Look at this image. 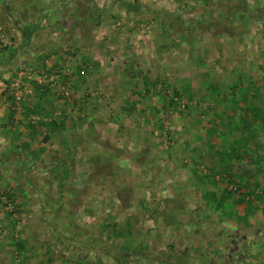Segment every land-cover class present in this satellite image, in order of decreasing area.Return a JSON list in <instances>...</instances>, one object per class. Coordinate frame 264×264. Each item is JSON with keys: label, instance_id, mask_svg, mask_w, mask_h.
I'll return each instance as SVG.
<instances>
[{"label": "crops", "instance_id": "1", "mask_svg": "<svg viewBox=\"0 0 264 264\" xmlns=\"http://www.w3.org/2000/svg\"><path fill=\"white\" fill-rule=\"evenodd\" d=\"M147 5L139 0H0V25L13 31L10 48L0 51V201L10 196L9 201L28 206V192L39 189L38 180L49 175L57 187L51 191V207L69 210L78 195L82 203L86 202L87 193L80 191L77 195L67 187L62 189L57 181L76 175L79 169L71 165L81 154L87 160L92 156L118 160L115 152L107 148L115 146V135L135 141L137 135L145 136L140 133L143 125L136 117L138 110L131 92L138 94L139 82L149 88L160 72H169L177 73L179 83L181 79L192 80L187 93L195 96L199 104L208 98L209 105L207 119L185 121L186 133L181 137L179 150L192 162L190 186L182 187L192 199L184 206L197 209L218 204L225 209L241 208L240 220H246L247 225L255 222L250 217L253 214L257 216L256 223L263 222L264 31L252 35L254 23L250 20L255 18L256 9L244 0H159L156 5ZM121 16L127 17L126 22L118 23L122 26L113 31V23ZM131 16L152 21L150 31L155 32L157 49L161 48V60H156L153 69L147 59L135 67L129 62L124 69L119 58H110L123 52V36L135 43L141 26L132 24ZM144 21L141 30L147 31V20ZM102 31L112 32L117 43L115 51L98 39H102ZM169 32L180 37L179 52L187 56L166 65L163 56L167 52L163 48L169 42ZM132 47L125 50V60L130 58ZM30 69L39 77H26ZM19 77L26 89L23 100L16 103L10 84ZM180 90L183 94V90L187 91L182 85ZM151 95L146 93L147 112L156 109ZM203 108L205 105L199 106V110ZM95 137L96 149L91 150V139ZM134 140L130 141L135 143ZM148 151L144 157L154 167L157 159L154 162ZM200 163L209 168V175L220 176L221 180L213 183L208 178L206 184L196 180ZM170 166L168 162L167 168ZM79 172L88 179L87 174ZM174 172L176 176L179 170ZM107 174L100 169L97 177L101 180ZM168 174L174 177L173 171L167 170L160 180ZM228 176H239L240 185L229 183ZM233 186H239L240 199L232 196ZM249 208L255 213L244 212ZM193 217L200 222L205 215ZM15 225L0 204V264H14L10 261L17 251L23 257H37L28 264H65L64 259L55 257L73 256L72 247L62 249L57 244L62 242L61 235L56 233L53 247L36 249L28 241L18 240L21 231L15 230ZM70 235L65 238L71 239ZM10 238L18 240L16 247ZM243 249L236 250L237 255L256 251ZM257 252L258 259L252 262L264 264Z\"/></svg>", "mask_w": 264, "mask_h": 264}, {"label": "rangeland", "instance_id": "2", "mask_svg": "<svg viewBox=\"0 0 264 264\" xmlns=\"http://www.w3.org/2000/svg\"><path fill=\"white\" fill-rule=\"evenodd\" d=\"M131 1L136 2L137 0ZM139 1L149 6L147 3L156 5L159 0ZM244 1L256 9L255 18L250 20V23H254L251 29L252 35H256L259 31H264V2L261 0ZM255 5L261 8H256ZM120 18L113 23V31L122 26L118 23L126 22L127 17L121 16ZM144 20H147V31L141 30L145 23ZM130 22L141 26L140 30L137 29L136 44L133 41L129 43L128 39L123 36L121 38L125 43L123 52L120 55L119 53L114 54L110 58L120 59L124 69L129 62L135 67L142 59L149 60L151 69L155 68L154 63L161 60V48L157 49L154 42L155 32L150 31L152 21L142 17H136L135 20L134 17L130 19ZM111 33L102 31L99 33L102 39H98L105 41L107 47L115 51L113 47L117 43L113 40L114 36ZM168 34L169 42H166L163 48L167 52L163 56V63L166 62V65L173 60L178 63L187 56L179 52L177 44L180 42V37H177L175 32ZM149 36L151 38H148ZM129 47L130 49L132 47L129 52L130 58L125 60L124 52ZM110 70L112 71L111 67ZM133 70L137 72V69L133 68ZM176 74L160 72L149 88L139 82L136 87L138 94L131 92L135 95V106L138 110L135 112L136 117L143 125L141 128L144 131L141 130L140 133L145 136L137 135L135 141L121 134L115 135V146L111 144L107 148L110 152H115L118 160L105 156L103 158L92 156L87 160L81 154V158L71 166L87 174L88 179L82 178L79 170H75L76 175H72L71 178L66 176L65 180L57 181L62 189L67 187L66 189L70 192H77V195L80 191L87 193L86 202L82 203L78 195L77 200L74 198L72 206H69V210H66L64 206L51 207L53 196L51 191L57 187H54L56 183L49 175L38 180L41 184L39 189L28 192L30 194L28 206L15 201H10L11 205H7L0 201L4 212L9 213L15 220L14 229L21 231L18 233L20 242L28 241L36 249L50 248L55 244L54 239L59 234L62 242H57V244H60L62 249L72 247L74 252L72 257L64 255L55 257L64 259L65 264H80L84 261L85 264H256L252 262L258 259L256 251H259L257 252V255L260 254L259 259H264V221L256 223L255 214L250 215L255 222L247 225L246 220H240L241 208L225 209L218 204L197 209L184 206L185 201L192 199L187 197L188 193L182 188L186 185L190 186L188 179L191 178L189 170L192 168V162L189 155L179 150L181 137L186 133L184 131L185 121L191 123L195 118L207 119L209 105L208 98L201 100L199 104L195 96L187 93L190 89L187 85L192 83V80L181 79L179 83ZM181 85L187 89V91L183 90L185 94L180 90ZM146 93L152 94L150 97L155 99L154 107H156L148 112L144 107L147 102ZM126 95L131 97L130 93ZM200 105H205V108L199 110ZM95 139L96 137L91 139L94 142L91 150L96 149ZM130 140H134L135 143ZM148 150L154 162L157 159L156 164L153 162L154 167L144 157V152H149ZM78 152L80 154L81 151ZM171 159L174 160L171 161ZM168 162L171 165L170 168H167ZM198 165L200 175L195 176V179L201 184H206L205 180L208 178L213 183L221 180L220 176L209 175V168L204 163ZM100 169L108 173L101 180L97 177ZM167 170H172L174 177L168 174L166 179L160 180V175L165 177ZM176 170L179 172L175 176L174 171ZM161 171L164 174H160ZM228 179L229 183L240 185L239 176H228ZM238 187L233 186V190L230 191L232 196L237 198L241 196ZM225 194L228 196L227 192ZM225 194L223 193L224 196ZM9 200H11L10 196ZM247 211L249 214L255 213V209L252 208L244 209V212L247 213ZM203 214L205 217L200 222L193 217ZM59 219L62 220L59 221ZM222 219H225V222H221ZM260 228L263 234L258 233ZM69 233H71V239L68 240L65 235ZM5 234H7L6 230ZM83 236L84 240H82ZM11 241L15 246L16 238ZM7 243L8 246L12 245ZM80 247H82V253L78 251ZM246 247L256 251L248 255L244 253L237 255L239 252L236 250L241 248L245 250L243 248ZM34 258L37 257L32 255L23 257L17 251L13 252L10 262L28 264L27 262Z\"/></svg>", "mask_w": 264, "mask_h": 264}, {"label": "built area", "instance_id": "3", "mask_svg": "<svg viewBox=\"0 0 264 264\" xmlns=\"http://www.w3.org/2000/svg\"><path fill=\"white\" fill-rule=\"evenodd\" d=\"M246 1H251V0H246ZM264 2V0H261ZM13 31H9V30H6L4 27H2L0 25V51H6L7 49L10 48V45H11V38H12V33ZM25 74H27L25 71H24ZM32 76H34V78H38L39 76L37 74H35V71H33L32 69H30V74L28 73L26 75V77H28L29 79L32 78ZM24 77V74L23 76ZM22 78H17L15 80H12L11 81V84H10V89L12 90L13 92V98H14V101L16 103L20 102L23 100L24 98V89H26L24 86H23V81L21 80ZM4 203L6 202L7 205H11L10 201L8 199H6L5 197H2Z\"/></svg>", "mask_w": 264, "mask_h": 264}]
</instances>
